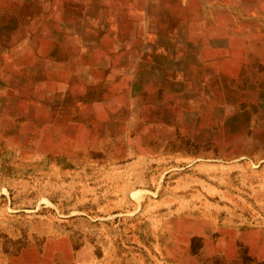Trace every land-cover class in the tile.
<instances>
[{
    "label": "rangeland",
    "instance_id": "1",
    "mask_svg": "<svg viewBox=\"0 0 264 264\" xmlns=\"http://www.w3.org/2000/svg\"><path fill=\"white\" fill-rule=\"evenodd\" d=\"M197 1L186 98L60 35L141 0H0V264H264V0Z\"/></svg>",
    "mask_w": 264,
    "mask_h": 264
},
{
    "label": "crops",
    "instance_id": "2",
    "mask_svg": "<svg viewBox=\"0 0 264 264\" xmlns=\"http://www.w3.org/2000/svg\"><path fill=\"white\" fill-rule=\"evenodd\" d=\"M141 1L139 8L134 9L133 17L131 11L126 9L124 15L121 14L122 17L121 15L112 17L111 13L101 15V8L91 15L80 10L79 17H75L71 22L75 25L74 30H63L60 35L101 37L97 48L92 51L102 52V55L100 53L96 55L98 58H107L108 61L104 60L107 64L100 69L97 66L102 63L100 61L95 64L96 66L85 68L100 71L99 76L94 79L98 82L96 85L102 83L105 75L108 77L109 86L100 87L108 90L111 97L126 91L130 93L135 84L151 82L154 85L151 89L155 92H166L169 88L175 87L177 95L187 98L190 95V84L195 82L193 77L196 70L195 42L197 37H202L196 26L205 22L202 17H197V11L202 5H199L197 0L168 2L157 0L156 3ZM163 4L169 8L163 7ZM65 24L69 25V22ZM132 25L143 29L139 28V31L134 29L133 32V29L106 28ZM130 37L137 40L138 44L127 41ZM148 37H152L150 45ZM76 69L80 72L82 70L80 67ZM86 69L81 72L83 76ZM77 79L85 80L82 76H77ZM87 84L91 83L87 81ZM173 96L171 93L170 97Z\"/></svg>",
    "mask_w": 264,
    "mask_h": 264
}]
</instances>
